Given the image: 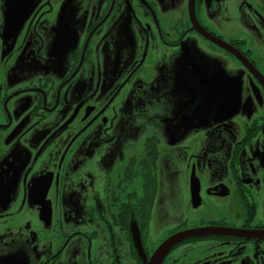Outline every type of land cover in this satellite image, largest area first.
Instances as JSON below:
<instances>
[{"label":"flooded vegetation","instance_id":"1","mask_svg":"<svg viewBox=\"0 0 264 264\" xmlns=\"http://www.w3.org/2000/svg\"><path fill=\"white\" fill-rule=\"evenodd\" d=\"M184 70L225 118L163 168ZM158 206L176 222L153 242ZM197 228L160 264H264V0H0V264H149Z\"/></svg>","mask_w":264,"mask_h":264},{"label":"rangeland","instance_id":"2","mask_svg":"<svg viewBox=\"0 0 264 264\" xmlns=\"http://www.w3.org/2000/svg\"><path fill=\"white\" fill-rule=\"evenodd\" d=\"M201 44H199V42L195 39L194 40V44H192V47H200ZM185 53V51L183 52V54ZM198 54H201V57L204 58V54L201 53V51L198 50L197 52ZM186 70H184L183 72H185ZM227 73V70H222V72L220 71L219 66L217 65L216 67H214L211 70V74L212 76L216 75V81L221 82L220 81V74H222V82H225V85H230V88L228 90L229 92V96H232V98H228L227 102V106L232 108L234 111L236 109L237 106L236 103L239 99L237 93H238V89H235L236 86L234 85V81L236 80L237 76H235V71L232 72L233 74V84L230 82V75H224V73ZM189 74L188 76H193L192 77V83L195 85L196 89L198 90V94H196V98L194 100H190L188 98V96L186 95L185 98V102L181 105V106H174L173 110L171 111V113L169 114V118H170V123L164 118V131H167L168 133H170V128L172 127L173 129H179L182 126H186V138H185V142L182 143V140H176V139H170L169 136L164 135L163 138H161V158H160V163L161 165H163V168L167 167L169 165V161L172 162L173 158H174V154H171L170 149L172 147L178 149H182L184 151H187V160L188 162L193 161L194 159V152L197 153L196 149L197 147L204 143L203 137V128L206 127L207 122H211L212 126L214 127V116H219L220 118H222V120L225 118V114H218L215 110L217 108H221L224 105V101L221 98H217L216 96H214L215 92H213L212 97V101H214V105L209 106V105H202L200 104V102L202 101L201 97L199 96V90L203 88V86H201L199 84V82H203L202 76L200 74L195 73L192 74V72L188 73L185 72V75ZM212 87L217 86L215 85V82L211 84ZM211 87V88H212ZM217 88L220 91V88L217 86L215 87V89L217 90ZM166 102H169L170 104L167 105V110L170 111L171 107H172V99L168 100V98H166ZM217 102V103H216ZM216 112V113H215ZM235 114V112H232L230 114H228V119H227V124L226 127L230 128L233 126L232 122H231V118L232 116ZM210 124V123H209ZM205 125V127H203ZM203 127V128H202ZM174 131V130H172ZM181 142V143H180ZM207 144L211 143V145H215L217 144V142H206ZM185 145V146H184ZM142 148L140 149V147L136 150V152H141ZM184 164H186L184 162ZM179 193L182 195V189H179ZM184 199V197H183ZM182 213H185V207H183L181 209ZM169 212L166 209V206L162 207V206H158L155 208L154 212H153V219L151 220L150 223V232H149V237L151 238V240L154 242L155 240H159L162 236L165 235V232L167 231L168 228H171V226L176 222L175 220H172V218H169ZM187 213L182 214V216H186ZM168 217V218H167ZM188 217V215H187ZM168 221V222H167Z\"/></svg>","mask_w":264,"mask_h":264},{"label":"water","instance_id":"3","mask_svg":"<svg viewBox=\"0 0 264 264\" xmlns=\"http://www.w3.org/2000/svg\"><path fill=\"white\" fill-rule=\"evenodd\" d=\"M196 23H197V26L196 27H197L198 31H200L201 33H203L208 39H211V40L219 43L220 45H223L224 47L229 48L226 43H223L222 41H219L215 37L209 35V33H206L202 29V27L198 24V22H196ZM198 55H199V57L201 56V54H198ZM208 231H210V230L203 229V228L186 229V230H184L182 232H178L175 235H172V236L168 237L157 248H155L156 250L151 255L149 264H160V262L163 260L162 258L166 255V253L170 249L169 247L172 244L176 243V241H179V240H182L184 238H187L188 236H196L197 234L208 233Z\"/></svg>","mask_w":264,"mask_h":264}]
</instances>
